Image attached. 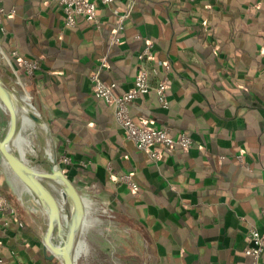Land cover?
Wrapping results in <instances>:
<instances>
[{
	"label": "crops",
	"instance_id": "obj_1",
	"mask_svg": "<svg viewBox=\"0 0 264 264\" xmlns=\"http://www.w3.org/2000/svg\"><path fill=\"white\" fill-rule=\"evenodd\" d=\"M127 1L98 3V26L77 17L66 27L57 0H2L0 77L47 123L51 139L36 125L50 151L71 158L66 175L78 192L112 213L131 264H249L248 232H264V0H135L111 43L112 8ZM147 40L150 83L168 79V105L151 89L129 112L192 139L187 151L164 150L158 160L125 137L90 83L105 58L99 71L115 93L131 88ZM20 58L39 67L25 75ZM127 172L136 194L119 179ZM17 212L22 226L0 225V264H59L43 253L46 220L41 229Z\"/></svg>",
	"mask_w": 264,
	"mask_h": 264
},
{
	"label": "built area",
	"instance_id": "obj_2",
	"mask_svg": "<svg viewBox=\"0 0 264 264\" xmlns=\"http://www.w3.org/2000/svg\"><path fill=\"white\" fill-rule=\"evenodd\" d=\"M60 4L64 15V25L73 27L76 24V18L81 17L98 26L99 19L97 17V4L110 6L114 0H57ZM135 0H128L127 3L119 8H112V13L116 17V25L110 35V42L117 43L119 41V33L123 29V23L133 10ZM6 10L0 0V32H4L3 16ZM152 42L145 41L144 46L137 55V70L134 76L131 88L117 94L115 93L116 83L104 80L100 77L99 69L106 65L105 58H101L99 69L91 72L90 80L92 84L93 94L103 99L105 102L112 104L113 115L116 122L121 126L124 135L131 140L136 148L146 152L152 160L160 159L162 152L165 150H181L187 151L192 145V139L186 132L171 133L164 127L149 126L146 120L136 121L129 112V104L135 98L146 94L153 89L159 104L166 108V87L168 79L161 78L152 85L150 83L151 74L155 72L154 68H150L148 62L153 59ZM25 75H31L38 68V60L20 58ZM165 70L169 69L167 63L164 64ZM57 161L61 169L66 172L70 164L71 158L67 155L57 157ZM120 181L127 186L130 192L136 194L139 186L133 178L132 172H127L119 176ZM264 215V204L261 209ZM9 220L18 221V212L12 202L0 193V225L7 226ZM248 244L242 249V253L250 259V264H260V257L264 253V232H260L255 228L249 230ZM1 262V260H0Z\"/></svg>",
	"mask_w": 264,
	"mask_h": 264
},
{
	"label": "water",
	"instance_id": "obj_3",
	"mask_svg": "<svg viewBox=\"0 0 264 264\" xmlns=\"http://www.w3.org/2000/svg\"><path fill=\"white\" fill-rule=\"evenodd\" d=\"M0 102L7 110L9 120L7 128L0 137V155L6 160L14 174L28 188L36 202L46 215V227L43 233V253L48 259H58L61 264H76V248L80 234L88 218L89 209L85 199L72 180L58 164L53 149L49 160H36L29 163L23 155L14 149L13 138L16 132L17 111L23 108L36 124L43 127L51 139L46 122L42 121L30 104V110L4 84L0 77ZM46 165L48 169L41 166ZM52 186L58 187L60 199L53 193ZM63 203L68 205L65 210Z\"/></svg>",
	"mask_w": 264,
	"mask_h": 264
},
{
	"label": "rangeland",
	"instance_id": "obj_4",
	"mask_svg": "<svg viewBox=\"0 0 264 264\" xmlns=\"http://www.w3.org/2000/svg\"><path fill=\"white\" fill-rule=\"evenodd\" d=\"M8 120L9 115L7 110L0 106V137L7 128ZM27 138L35 147L34 153H26L27 161L32 164H34L36 160L48 161V153L44 151L46 145L45 139L39 135L35 138L33 134H28ZM14 149L16 150V148ZM49 153H51V151ZM41 167L43 169H48L46 165ZM0 183L4 185L5 191L10 194L18 204L22 213L28 218H34L35 221H41V229H43L45 226L43 222L46 218L42 214L43 210L41 205L27 192L18 196L10 181L7 179L1 165ZM56 188L59 189L58 187ZM60 198L61 197L58 199ZM63 206L65 210L68 208V205H65V203H63ZM88 209H90L87 219L89 223L79 236L80 241H82L83 249L76 258V264H131L129 262V256H127L123 246L127 241L124 240V237L119 235L120 231L118 224L112 213L110 211L107 212L108 210L105 212V209L97 204H92Z\"/></svg>",
	"mask_w": 264,
	"mask_h": 264
},
{
	"label": "bare ground",
	"instance_id": "obj_5",
	"mask_svg": "<svg viewBox=\"0 0 264 264\" xmlns=\"http://www.w3.org/2000/svg\"><path fill=\"white\" fill-rule=\"evenodd\" d=\"M21 97H22L24 102L25 101L28 102V94L27 93H22ZM0 106L4 107L1 102H0ZM28 134H33L35 138H37L39 135L45 139L44 130L40 129L36 125L35 121L27 113V111L25 109L20 108L17 111L16 132H15V136L13 138V146H15L16 151L19 152V154L23 155L24 157H26L27 152H32V153L35 152V147L30 143V140L27 138ZM45 141H46V139H45ZM44 151H45V153L47 152L48 154H50L49 153L50 150H49V146H48L47 141H46ZM0 165L3 169V171L5 172L7 179L10 181L14 190L18 194V196H20L24 192H27L28 194H30L33 197V195L28 190V188L14 174L12 169L7 164L6 160L1 155H0ZM52 190H53V193L59 198L60 197L59 189L52 186ZM85 202H86L88 208H90L92 206V202L90 200H88L87 198L85 199ZM42 214L47 219L44 212H42ZM87 219L84 223V228H86L88 226L89 221ZM82 249H83L82 241H79L77 248H76L77 256L82 252Z\"/></svg>",
	"mask_w": 264,
	"mask_h": 264
},
{
	"label": "trees",
	"instance_id": "obj_6",
	"mask_svg": "<svg viewBox=\"0 0 264 264\" xmlns=\"http://www.w3.org/2000/svg\"><path fill=\"white\" fill-rule=\"evenodd\" d=\"M113 31V30H112ZM112 33V32H111ZM111 33H110V35H111ZM38 67H39V62H38ZM107 67H109V64H107ZM102 68L103 67H101L100 69H101V71H102ZM101 71L99 72V74H100V77L102 78V79H104V80H106L105 78H103V76L101 75ZM109 81H111V80H109ZM114 82V81H113ZM90 83H91V81H90ZM116 83V82H115ZM92 85V84H91ZM117 85V84H116ZM155 93V92H154ZM155 96H156V94H155ZM157 99V98H156ZM161 106V105H160ZM162 107V106H161ZM58 151H59V148L57 149ZM169 154L170 153H172V152H174V151H172V150H166ZM0 193L1 194H3V195H5L11 202H12V196L10 195V194H8L6 191H4V190H2V189H0ZM18 205H15V207H16V209L19 207H17ZM11 221H14L16 224H17V226L18 227H20V226H22V223H19V221H16V220H10L9 222H8V224H7V226L9 225V223H11ZM46 258V257H45ZM249 264H250V259H249Z\"/></svg>",
	"mask_w": 264,
	"mask_h": 264
}]
</instances>
